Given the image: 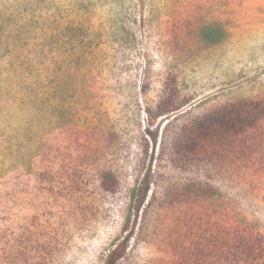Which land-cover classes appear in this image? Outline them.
Masks as SVG:
<instances>
[{
  "label": "rangeland",
  "instance_id": "rangeland-1",
  "mask_svg": "<svg viewBox=\"0 0 264 264\" xmlns=\"http://www.w3.org/2000/svg\"><path fill=\"white\" fill-rule=\"evenodd\" d=\"M118 248L264 264V0H0V264Z\"/></svg>",
  "mask_w": 264,
  "mask_h": 264
},
{
  "label": "trees",
  "instance_id": "trees-1",
  "mask_svg": "<svg viewBox=\"0 0 264 264\" xmlns=\"http://www.w3.org/2000/svg\"><path fill=\"white\" fill-rule=\"evenodd\" d=\"M217 36H218V32L216 31V32H212L209 36H208V41L210 40V39H213V40H211V43L213 42V43H215L216 41H217ZM233 108V109H232ZM171 111H174V110H171ZM229 111L230 112H236V113H239V109H234V107L232 106L231 108H229ZM221 116H223L220 120H219V122L217 121L216 123V125H223V126H227L228 127V124H229V121H227V116H226V114L225 113H221ZM220 117V116H219ZM227 121V122H226ZM225 122V123H224ZM241 128H240V126H239V130H240ZM238 131V130H237ZM115 177H114V174H112V173H108V174H106V176H104L103 177V179H102V185L105 187V188H111L114 184H115ZM213 186H215V184L214 183H212L211 182V184L210 183H208V184H205V185H203V190H205V191H207V190H209L210 192H211V194H213V192L215 191V193L218 191L219 192V189L217 188V189H215V187H213ZM204 194H206V193H204ZM119 252H120V249L118 248V249H116V250H114L110 255H109V257L107 258V260H106V262H105V264H116L117 263V261H118V258H119Z\"/></svg>",
  "mask_w": 264,
  "mask_h": 264
}]
</instances>
